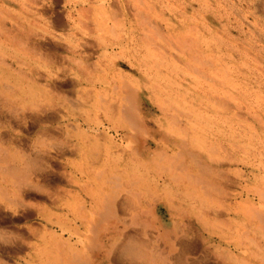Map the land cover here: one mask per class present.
I'll use <instances>...</instances> for the list:
<instances>
[{
    "label": "rangeland",
    "instance_id": "rangeland-1",
    "mask_svg": "<svg viewBox=\"0 0 264 264\" xmlns=\"http://www.w3.org/2000/svg\"><path fill=\"white\" fill-rule=\"evenodd\" d=\"M5 1L2 3L0 0V11H2L0 13V61L5 63L3 66L0 63V151L4 153L5 149L10 148L11 154H15L26 147H35L46 151V156L49 157L43 165L47 177L45 178L46 188L42 194H34V191H30L29 195L23 198L24 206L19 209L12 206L7 196L3 197L0 194V225L2 226L0 230L3 234H7L5 238L0 239V264H33L38 263L40 259L46 260L43 257L45 252L44 247L41 246L43 245L42 241L34 235L32 230L46 225V218L52 217V214L63 213L62 209L64 208L58 207L61 204L59 195L63 197L64 192H78L80 184L83 183L88 184L89 187L92 185L90 179L78 181L75 175L79 177V168H84L87 163L91 164L93 152H104V150L97 149L94 139L83 140V135L78 129L79 126L82 130L89 131V136L90 134L95 135V131L87 130V127H93V125L95 127L99 121L106 126L122 124L120 115L117 113L114 117L109 115L107 111H104L101 102H98L101 109L93 105L95 92H100L101 99L97 98L98 100L104 101L108 97L110 101L112 83H115L118 88L123 83L126 85L129 83L131 87L140 91L143 97L142 115L147 122V127L151 129V141L157 128L163 126L166 129L173 115L180 117L186 111L191 117L190 119L192 121L194 119L193 122L190 120L192 127L198 134L200 133V136L208 138L209 146L223 145L222 149L224 150L218 153L221 159H224L221 156L222 153L223 156L225 153L229 155L235 148L236 160L231 161L229 170L227 166L224 169L229 171L228 176L232 181V187H229L228 192H241L243 188L240 186L247 184L251 186V194H253L255 187L264 186V72H262L264 71V0H146V3L141 4L134 0ZM136 5L137 8H133ZM51 22L55 24H50ZM150 25L152 26L150 27ZM238 25L243 28L239 29ZM144 34L145 36H143ZM140 35L143 37L141 38ZM20 44L21 46H19ZM247 48L251 49L249 52L251 55L248 54ZM150 50L151 53H148ZM149 54L151 55L148 56ZM4 57L6 60H3ZM202 60L204 61L202 62ZM254 65L256 66L254 67ZM235 66L237 67L235 68ZM196 71L198 74L195 75ZM200 71L203 72V75ZM208 71H211V74ZM177 73L181 74H178L180 78L176 75ZM199 76H201V82ZM202 77L205 78V81ZM239 79L242 80L239 81ZM255 80L258 84L255 83ZM187 81L191 87L187 85ZM241 82L242 84H239ZM190 88L194 90H190ZM229 90L232 91H230L232 94L230 92L226 94ZM23 94L28 98H25ZM207 94L211 96L209 97L211 102L208 100ZM230 94L237 96V100L235 97L233 100ZM184 95L187 97L185 98ZM241 95H243L242 98ZM192 96L194 97L192 98ZM19 98L23 102L19 101ZM116 98L115 95L114 99ZM198 98H203L202 102L199 103ZM35 99L39 101L40 105H43V109L41 112H28L27 116L40 117L38 124L27 118L24 120L22 111L15 114L18 116L12 117L14 112L9 111L10 107L6 103L14 101V108L17 110L27 101ZM213 100L215 103L217 102L216 105ZM243 102L244 104H241ZM252 102L255 105L251 104ZM164 103L165 105H163ZM236 104L238 108L235 107ZM160 107H164L168 113L165 115L164 121L159 119L164 118ZM94 108L99 109L100 115L97 117ZM243 112L244 114H242ZM246 115L248 119L245 117ZM213 118L215 119L213 120ZM234 119L237 121L235 122ZM156 121H160V125ZM229 123L231 124L228 125ZM44 129H49L50 134L54 137L41 136L39 133ZM97 139L102 141L101 136H97ZM250 145L252 148L249 147ZM150 148L151 151H154L153 145ZM227 150L228 152H225ZM246 150L249 153H245ZM260 151H262V158ZM80 153L86 158L83 165L81 163L78 165L76 162L75 167H71L69 162L79 161ZM244 161H249L253 167L245 166ZM95 165L100 167V163ZM0 182H2L0 190L3 194V189L7 187V184L2 178ZM61 201L63 200L61 199ZM155 210L156 217L166 223L168 216L164 209L158 207ZM73 226V224L65 225L68 229ZM48 227L52 232H60V227L56 224L49 223ZM65 236L68 237V235ZM216 237L214 235L210 241H206L209 245L207 253L211 258V263L221 262L214 253L213 244L218 240ZM57 249L58 247L55 245L50 247L49 255L56 256L59 252ZM49 261L53 263V259ZM84 262L86 263V261Z\"/></svg>",
    "mask_w": 264,
    "mask_h": 264
},
{
    "label": "bare ground",
    "instance_id": "bare-ground-1",
    "mask_svg": "<svg viewBox=\"0 0 264 264\" xmlns=\"http://www.w3.org/2000/svg\"><path fill=\"white\" fill-rule=\"evenodd\" d=\"M134 1H136L138 4L146 3V0H134ZM1 2L3 3L6 1L1 0ZM114 6H115V2H114ZM133 8H137V5L136 7ZM131 11H127V12H131ZM1 12L2 11H0V13ZM52 23L54 22H51L50 24ZM151 26L152 25H150V27ZM242 28L239 27V29ZM121 29L123 30V28ZM142 29L144 28L142 27ZM143 36H145V34ZM18 39L21 40L20 38ZM152 45L155 46L154 44ZM19 46H21V44ZM105 52L107 51L105 50ZM247 52L249 54V52H251V49L247 48ZM148 53H151V50ZM150 55L151 54H149L148 56ZM3 60H6V58L4 57ZM203 61L204 60H202V62ZM0 63L2 66L3 64L5 65L4 61L2 62L0 61ZM248 65L247 67H249ZM237 66H235V68ZM255 66L256 65H254V67ZM231 67L233 68V66ZM197 72L198 71L195 72V75L198 74ZM210 72L208 71V73ZM201 73L203 75V72ZM178 74L180 73H177L176 75ZM185 74L187 75V73ZM200 77L201 76H199V78ZM205 78L203 79L204 81ZM241 80L239 79V81ZM200 82H201V78H200ZM127 84L128 85L123 83L118 88L115 83H112L110 89L111 93L109 95L110 101L108 97H106L104 101L98 100L100 98L99 97L100 92H95V96H94L95 102L93 103V105L98 108L100 107L98 102H101V106H103L104 111H107L109 115L113 117L115 116L116 113L120 115L122 124L120 126L115 124H109V126H106L104 123L102 124L99 121L97 122L98 124L95 127L94 125L93 127H87L88 128L87 130L92 129V131H95V135L90 134L89 136H88L89 131H84L81 129V126H79L78 129L81 131L79 132L82 133L83 135V140L94 139L95 141L94 144L96 145L97 149L100 151L104 150V152L103 151H102L103 153H100L98 151L93 152L92 153L93 155L91 156L92 160L90 161L91 164L87 163V165H85L84 168L81 169L79 168L78 170L79 177L75 175V177L78 178V181H83L86 178L90 179L91 180L90 184L92 185L89 187L88 184L83 183L80 184V189L78 192H74V191L64 192V195H62L63 197L59 195L61 204L58 205V207L64 208L62 209L63 213L52 214V217L46 218L47 220L46 225L42 226V228H37L32 230V232H34V235L38 236L41 239L42 241L41 244H43L41 246L44 247V252L47 255L46 256L44 254L43 256L46 260L40 259L38 263H33V264H84L85 263L84 261H86L85 264H264V186L261 188L255 187L253 189V194H251V189H252L251 186L247 184L245 186L243 185L240 186L241 185L240 183L239 186L243 188L241 192H236V191L233 193L228 192L229 187H232L231 185L232 181L228 176L229 171L224 169L227 166L229 170L231 167L230 166L231 161L236 160V157L234 156V154L236 153V151L234 150L235 148L234 149L232 148L235 152L232 150V152L229 155L225 153V155L223 156L222 153L221 156L224 159H221L218 153L219 151L224 150L222 149L224 148L223 145L221 144V146H217L219 145L217 143L216 145L217 147H214L215 144L209 146L207 144V141H209L208 138H206L205 136H200L199 135L200 133L198 134L196 129L192 127L193 125L191 123L192 121L190 119L191 117L187 114L186 111H185L186 113L185 112L183 114L180 113L181 114L180 117L173 115L169 120V124L166 123L168 125L166 126L167 127L166 129H164L163 126L157 128L155 131V136L151 141L150 138V135L152 134L151 129L147 127V122L142 115V109H141V103H143L142 94L140 93L139 90H136L135 88L131 87L130 86L131 84L130 85L129 83ZM239 84H242V82ZM187 85H188V81H187ZM182 86L184 87V85ZM188 86L191 87V84ZM1 88L3 89V86ZM214 88L216 89V86ZM190 90H194V89L190 88ZM230 91L231 90L227 91L226 94ZM236 93L239 94V92L237 91ZM115 95L117 96L116 99H114ZM246 95H244L245 98ZM23 96L25 95L23 94ZM200 96L203 97V95ZM242 96L243 95H241V98ZM22 97L21 99H23ZM186 97L187 96H185V98ZM193 97L194 96H192V98ZM209 97L211 96H208V100H210L211 102V99ZM217 97L218 96H216V98ZM219 97L221 98V96ZM231 97L233 98L235 96L231 95ZM236 97L235 99L237 100ZM25 98H28V96H25ZM245 98L243 99L246 100ZM21 99L19 98V101H22ZM194 99L196 100V98ZM201 99L198 100L199 103ZM13 102L12 101L6 102L7 105L10 107L9 111L14 112L12 117H14L16 113H21L22 111L24 120H26L27 118L38 124L40 117L34 118L33 116H29V115L27 116L28 112L36 113L42 111L43 105H40L38 100L35 99V100L27 101L24 106H21V108L18 107L17 110H15L16 108H14L15 105L13 104ZM213 102L215 103L214 100ZM231 102H236V101H231ZM216 104L217 102L215 103V105ZM241 104H244V102ZM251 104L255 105V103L253 102ZM163 105H165V103ZM170 107L172 108L171 104ZM235 107H237V104ZM101 108L102 107H100V109ZM191 108L193 109V107ZM160 110L164 118L162 119L161 117L159 119L164 121L166 119L165 115L168 114L166 112L167 110H165L164 107H160ZM184 110H186V108H184ZM94 113L96 117L97 115H100L99 109L94 108ZM242 114H244V112ZM15 116H18V114ZM245 117L247 118V115ZM255 117L259 118L258 116ZM214 119L215 118H213V120ZM225 120H229V119H225ZM236 121L237 120H235V122ZM230 124L231 123H229L228 125ZM258 124L260 123L258 122ZM158 125H160V121L158 122ZM257 127L259 126L257 125ZM100 128H102V130H100ZM164 131L165 134H163ZM39 134H41V136H45L46 138L48 136L54 137V135L50 134L49 129H44ZM97 136H101L102 141L98 140ZM224 138L226 137L224 136ZM151 145L154 146V151H151L150 148ZM249 147L252 148L251 145ZM225 152H228V150ZM261 152L262 151H260L262 158ZM11 153L12 152L10 151V148L8 150L5 149L4 153L0 151V179L1 178L4 179L6 181L4 183L7 184V187L3 189L4 190L3 194L1 190H0V194L3 197L7 196V199L10 200L12 206L19 209V207L22 208L24 206L23 198L27 197L30 191L32 192L34 191V194L35 193L42 194L45 191L44 190V188H46L45 178L47 177V174H45L44 172L45 170L43 168L44 167L43 165H45V162L46 160H48L47 158L49 156H46L47 153L43 149L41 148L37 149L35 147L33 148L26 147L25 149H22L19 152H16L15 154H11ZM245 153H249V152L247 151ZM78 157H79V161L74 160L69 162L71 167H75L76 162L78 163V165L80 163L81 165H83V161H85L86 158L81 153L78 155ZM97 163H100V167H96L95 164ZM243 164L247 167H249L250 165L251 167H253L249 161L246 162L244 161ZM86 181L88 182V180ZM0 184H2V182H0ZM245 193H247L246 196ZM61 199L63 201H61ZM158 207L161 209L163 208L165 214L168 216V218H166L167 219L166 223H164L161 219L156 217L155 209H158ZM48 216H50V214ZM49 223H53V225L56 224L57 226H59L60 232L59 233L52 232V230H50V228L48 227ZM66 224H73L74 226L68 229L65 227ZM1 227L2 226L0 225V228ZM6 235L7 234H3L2 230H0V239L5 238ZM65 235H68V237H66ZM214 235L215 237L216 235L218 237V240L215 241L213 244L214 245L213 248H214V253L221 260V262L219 263H211L210 262L211 258L207 253V249L209 245L206 243V241L207 240L210 241L214 237ZM72 240H74V242H72ZM53 245L58 247L57 250H59V252L58 254H56V256L54 255L53 257H51V255H49L50 254L49 248L53 247ZM50 259H53V263H50L49 261Z\"/></svg>",
    "mask_w": 264,
    "mask_h": 264
}]
</instances>
